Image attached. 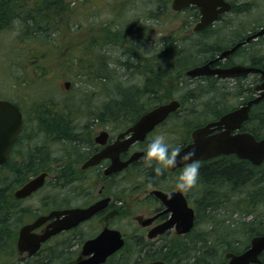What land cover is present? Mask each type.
<instances>
[{
	"label": "flooded vegetation",
	"instance_id": "obj_1",
	"mask_svg": "<svg viewBox=\"0 0 264 264\" xmlns=\"http://www.w3.org/2000/svg\"><path fill=\"white\" fill-rule=\"evenodd\" d=\"M224 2L228 4V12L219 14L215 22L201 31L199 30V32L191 30V33H188L189 36H185L190 43V37L193 34L200 35V33L206 32L211 33L210 37H213L218 30L230 24L226 18L228 15H232L235 10L241 9L243 6L247 8L253 6L252 0H224ZM235 7L240 8L235 9ZM254 22L251 23L252 26H255ZM238 24L240 25V23ZM239 25L236 26L235 43L229 47H221L217 43L209 45L212 50L203 61L209 63L210 69L206 75L196 78L184 76L187 81H191L190 86L193 88L196 86V90L199 92L196 94L197 96L192 95V98L199 96L200 99H187L189 93H186L184 98H164L158 95L159 91L164 88L166 80L168 78L173 79V74L178 73L181 67H177L176 64L167 68H165L166 66L154 65L153 68L164 67L159 72H155L152 67L149 68L148 62L158 61L148 60L147 66L144 64L143 70L134 73L139 74L138 77L143 79L136 85L137 88L140 92L145 90L143 93L150 94V97L142 95L136 100L134 108L126 111L109 108L115 103L121 102V97L109 99V105L105 103L98 113L93 114L92 126L97 128V132L92 134L88 129L77 130V134L75 133L70 140L61 139L64 143L56 150L49 151V146L47 149L30 146L28 136L25 137L32 132L27 129L28 126L32 125L28 121L35 118L33 121L37 122V115L25 114L27 108L13 98L0 97V101L9 102L21 114L20 130L15 138L7 144L8 140L0 136V186L5 184L16 186L11 194H4L8 201L12 199L11 202L7 201L10 211L6 212V219L13 215L16 221H19L21 203L33 200V205L29 206V211L33 213V216L29 221L19 226L0 227V262L33 264L37 260L35 258L37 254H43L42 250L46 248H55L60 241L64 252L60 264H74L77 260L85 258L81 256V251L87 241L95 239L104 229H110L120 232L124 239V246L112 256L110 255L105 264L123 262L122 257L114 259V255L119 254L126 245L128 246L127 254L135 257L126 259L129 264H150L153 262L187 264L188 254L180 252V249L182 251L183 248H188L198 238L200 241L204 240L208 234L209 229L203 232L206 233L205 235L194 233L199 217L212 216L209 215L211 210L232 214L250 211L251 206L244 204L245 194L238 188V185L228 186L226 191L221 192L212 184L204 183L200 179L204 170L210 171L214 168L213 166H218L226 161L231 163L245 162L234 154L217 155L199 160L201 167L198 183L187 194L177 193L174 189L183 165L165 170L164 175L157 178L154 172L146 168L143 163V156L148 143L154 136L162 133L166 136H173L175 138L173 144L182 146V149L193 143L192 133L195 130L210 124V130L204 136L205 138L223 132H227L230 136L248 133L257 140L264 137V121L260 119L264 98L254 102L260 93L261 75L238 74L233 78L218 76L217 70L229 69L236 65L257 67L264 70V67L260 65V55L255 54L258 52V43L264 39V35L248 40L226 58L217 59L220 53L226 50L225 48L229 49L238 43H243L247 37L257 32L254 27V29L251 28L244 32ZM190 43L188 47H190ZM166 44L168 47L156 51L159 60L168 51L167 48L171 47L170 42ZM250 44H253L252 50L249 51L252 56L248 57L247 60L242 59V57L239 59V51L245 46H250ZM215 48H220L217 53L213 52ZM129 68L135 71V67ZM149 69H152L154 73H149ZM186 71L187 69L183 71L184 75ZM152 75L158 79L157 85L147 88ZM203 96L205 98H202ZM199 100L205 101L200 112L194 108ZM171 103H175V107L173 106L172 110L151 128L132 130L140 118ZM104 106H107L108 110L104 109ZM33 109L35 110V108ZM202 115H205L204 119L201 118ZM45 119L47 120V116ZM220 119H222L221 125L217 126L215 123ZM184 125L190 129L184 136L185 140L180 142L182 135L180 126ZM48 136L50 135L48 134ZM35 160L37 161L36 167L33 166ZM91 160L94 161L93 164L88 165ZM246 162L250 164L249 161ZM20 165L24 168L26 175L23 173L24 171H21ZM32 170L36 172H31ZM38 175H42L43 182L37 190L26 198L14 197L13 194L16 190ZM169 193H172L171 199H169ZM97 203L100 204L98 211L75 226L47 238L41 243L39 251L34 256L27 257L18 252L16 245L22 226L32 224L38 218L48 216L53 212L87 209ZM230 205L233 208H229ZM191 212L194 219L193 226L189 231L180 234V228L173 218L180 220L182 217L189 216ZM52 216L51 219L40 221L41 223L31 230L32 236L48 231L47 227L57 220L54 215ZM62 217L63 214L61 219ZM172 220L173 222H171ZM128 228L130 231L126 232ZM211 243L210 240L209 244H206L207 249L213 245ZM171 249L174 250L173 255L179 253L180 257H172ZM127 254L125 253V257ZM204 254L208 255V251H205ZM225 260L228 262L229 259ZM201 261L206 262L205 259ZM188 264L197 263L193 259Z\"/></svg>",
	"mask_w": 264,
	"mask_h": 264
},
{
	"label": "rangeland",
	"instance_id": "obj_2",
	"mask_svg": "<svg viewBox=\"0 0 264 264\" xmlns=\"http://www.w3.org/2000/svg\"><path fill=\"white\" fill-rule=\"evenodd\" d=\"M117 1H122V0H87V1L82 0V2L80 3L75 2L74 4L77 8V11L79 10V12L76 11L77 16L75 17V19L79 20L81 18L80 22L82 24V27L83 28L87 27L86 29L92 28L94 25H98V23L99 24L110 23L111 25H114L117 22H123L122 28L124 29H123L122 40L124 41V44L114 45L110 47V50L113 51L112 62L114 63V60L117 61L116 59H119L120 62L124 61V56L122 55L123 51L121 48L123 46L124 47L123 49H127V50L129 49L128 51L131 55L132 54L141 55L142 59L141 61L138 62V64L136 65L132 64V59L131 58L129 59V57H128L129 60H127L126 64L124 65H117L115 63L113 65L111 63V65L109 66L112 69V79L110 83L107 85V87L106 85L102 86L101 83L94 86L93 84L88 82H80L79 80H76L75 77L73 76L69 77L67 67H64L65 61L61 60L58 54H49V55L46 54L40 56V59H42L41 60L42 67L44 69L45 68L47 69V73H45L43 77L41 76L43 73L42 74L40 73V71L42 70L41 68L29 66L30 61L26 64L25 59L22 58L18 50L16 51V48L14 49L12 48L14 42L19 43V41H17L16 38L18 35L16 27L15 26L14 27L10 26L7 28L1 27L0 29V97L16 99V101L20 102L23 106L27 108L25 111L28 115L35 114L36 112L33 109L34 106H31V104L34 102L37 103V105L39 106L38 109L40 111H43V113L47 115H49L50 110L53 108H57V109L62 108L61 111L63 112L65 111V115L67 116V118L69 117L71 118L70 120L72 122L70 124L72 126H78L77 128H74V131L71 129L69 135L73 136L75 135V133L77 134V130H85L87 128L88 129L91 128L89 131L93 134L97 132V128L92 126L93 125L92 119L94 117L93 114L98 113L99 109L103 108V105L105 103H109L108 101L109 99L119 98L122 95L120 94L122 90H132V89L134 90V88H137L136 85L142 82L143 79L141 77H138L139 74L137 73L135 74L134 72H140L141 70H143L144 68H142V66L144 67L143 64L147 63L146 61L148 60L150 61L159 60V57L156 56V51H158V49L161 48L162 46H164L165 48L168 47V44H164L165 40L167 41L171 40L169 45L173 48V51H171V53L170 52L168 53L170 54V57H167L169 59L166 60L167 62H165L163 66H166L165 68L171 67V65L175 63L174 61L179 60V62L177 63V67H178L182 62V59H177L174 57V55L179 54L178 56L180 57L181 54H183L188 48L187 45L190 43L189 39H185L182 36L183 35L184 37L189 36L193 28V25L198 18L194 14L193 10L188 9L187 11L183 10L181 12L174 13L170 9V2L172 0H168L167 12L162 13L163 14L162 15L160 13L154 12L156 11L155 9L160 7V5L162 6V3L158 2L157 0H129L130 2L128 4L125 3L124 6L121 3H118ZM111 2L114 5L118 4L119 6L124 7L125 10L122 13H119L117 11L119 7L116 6L115 8H111L110 6L112 5ZM114 2L117 4H115ZM252 2H253V6L251 8H247L246 6H243L241 9L235 10L234 13H232V15H228L226 18L228 19L230 24L224 27L223 29L218 30L213 35V37H210V35H212L211 33H206V32L200 35H193L192 37H190V40L192 41L190 43L191 51L187 50V52L191 60L187 61V63L191 62L192 64L181 67L178 73L173 74L174 77L173 79L168 78L166 80V83L164 84V88L161 91H159L158 95L164 98H173V97H183L186 93H189L190 95L189 94L187 95V99L188 98L200 99L199 96L196 98H192V95H196L199 92L198 90H196V86L194 88L190 86L191 81H187L186 80L187 78H184L185 75L183 74V71L197 65L200 61L205 60L207 58L208 53L212 50V48L209 46L210 44L217 43L221 47H229L230 45L235 43L236 42L235 33L237 31L236 26L239 25L238 23H240L239 27H242L244 32H247L249 29L253 27L256 28V30L258 28L260 29V27H263L264 0H252ZM238 8L240 7H235V9ZM72 16L74 19V14ZM113 18H115V22L108 21ZM252 22H254L255 26L251 25ZM126 23H128V25H126ZM0 26H1V22H0ZM132 28H134L135 30H132ZM74 30H76V28L74 29V27L71 30L66 28L64 33L59 35V38L60 37L63 38L62 42H66L68 40L74 39V34L72 33ZM50 40H51V35L49 41ZM252 45L253 44H250V46H245L244 48H242L238 53V58L240 59V57H242V59L247 60L248 57L252 56V54L249 52L250 50H252ZM258 45H259L258 52L255 54L260 55V59H261L260 62L264 63V39H261ZM219 49L215 48L213 49V52L217 53ZM168 54L166 56H168ZM135 63L137 62L135 61ZM151 63H157V62H151ZM31 65L33 64L31 63ZM133 66L135 67V71L129 68ZM162 68L156 67L153 69L155 70V72H159L160 70H162ZM38 74L40 75L38 76ZM66 81L71 83L74 82L72 83L73 87L69 86V88L65 90L64 82ZM40 82L41 83L48 82L49 84L40 85L38 84ZM105 87L108 89V92L104 91ZM41 89H43L42 92L40 91ZM143 95L146 94L143 93ZM146 96L150 97L151 95H146ZM202 98H205V96H203ZM204 103L205 101L201 102V100H199L197 102V105L194 106V108L198 112H200V108L203 109L201 106ZM73 110L74 111L77 110V114H78L77 117L73 116L74 113ZM201 118L204 119L205 115H202ZM33 119H30L28 121L32 125L28 126L27 128L32 132L28 135H25V137L28 136L27 139L29 141L30 146H39L46 149L49 146V151H50V150H56L57 148L63 145L64 141H61L60 139H56V137L52 134L48 136V133H45V131H41L40 125L37 122H34ZM180 127L182 131V135L180 136V142H181L185 140L184 136L187 134V131L190 128H187L186 125ZM167 137L169 138V143L173 144L175 138L173 136H167ZM5 187L7 189L8 188L12 189V191L8 193H12L13 190L16 188V186L7 184L4 186H0V189ZM31 205H33V200H28L21 203L20 205L21 211H24L22 223L27 222L29 219L32 218L33 213L29 211L30 210L29 206L31 207ZM217 213L216 211L215 213L210 212L209 215L215 216L216 220H220V221L225 220L226 225L223 229L222 228L219 229L215 227L213 237H217L219 239L221 238V242L224 240L231 241L238 249L244 248L245 245L247 246L249 244L250 236H247L243 232L244 228H242L240 224L237 225V223H241L244 220L248 221L249 218L248 217L243 218L244 216L243 213H239V212L232 214V213H225L223 211L222 212L217 211ZM204 219L205 217H199V225L196 227L194 231L196 235H205L206 233L203 232L209 229V227L204 224L203 222ZM263 219L264 217H262V221ZM130 226L134 227L132 224H130ZM129 231L130 229L128 228L126 232ZM224 232H228L229 234L224 235L223 237ZM233 233H238V234H233ZM209 250L211 249L204 250V252L208 251V255H210L211 251L209 252ZM224 254L225 251L219 249L218 251H216L215 253L216 256L214 258L205 259L207 256L203 254L200 255L198 259L206 260V262H202V264H206V263L224 264L225 263ZM40 261H41L40 258H37L35 263H39ZM0 264H11V262H0Z\"/></svg>",
	"mask_w": 264,
	"mask_h": 264
},
{
	"label": "trees",
	"instance_id": "obj_3",
	"mask_svg": "<svg viewBox=\"0 0 264 264\" xmlns=\"http://www.w3.org/2000/svg\"><path fill=\"white\" fill-rule=\"evenodd\" d=\"M157 1L161 2L162 6L160 5V7L155 9L156 11L154 12L160 14L167 12L168 0ZM75 2L80 3L82 2V0H0V29L1 27H16L18 34L16 38L20 43L14 42L12 48H16V51L18 50L22 58L25 59L26 64L30 61L29 66L41 68L42 70L40 71V73H43L41 76L44 77V74L47 73V69H44L42 67V59H40V56L46 54H58L59 58L65 61L64 67H67L69 77L73 76L80 82H88L93 84L94 86L101 83L102 86L106 85L107 87L112 79V69L109 67L111 63L113 65L114 63L117 65H124L126 61L131 58L132 64L135 65L138 64L139 61H141V55H131L128 51L129 49H123L124 47L122 46V55L124 56L125 62H120L119 59H116L117 61L114 60L113 63V51L110 50V47L114 45L124 44V41L122 40L124 29L122 28L123 22H117L114 25H111L110 23H98V25H94L92 28H83L80 22L81 18L79 20L75 19V17L77 16V12H79V10L77 11V8L74 4ZM117 2L121 3L124 6L125 3L128 4L130 1L122 0ZM110 6L111 8H115L116 6H118L119 8L117 11L119 13H122L125 10L124 7H121L118 4L114 5L112 3V5ZM73 14L74 19L72 16ZM194 14H196V12H194ZM108 21L115 22V18ZM127 24L128 23H126V25ZM73 27L74 29L76 28V30L72 32L74 34V39L62 42L63 38H59V35L63 34L66 28L71 30ZM132 30L135 29L132 28ZM50 35L51 40L49 41ZM170 41L171 40H165L164 44ZM46 45L47 47H45ZM162 49H165V47L162 46L159 50ZM171 49L172 47L167 48L168 51H171ZM187 50L191 51L190 47H188L180 57L174 55L175 58L182 59V62L179 65L180 67L187 66L191 63H187V61L191 60L190 56H188ZM167 52L165 53L164 57H160V60H158L157 63L148 62V64L150 65L149 68L154 65L163 66L165 62H167L166 60L169 59L167 57H170V54H168L169 52ZM167 54L168 56H166ZM135 61L137 63H135ZM176 62L178 63L179 60ZM176 62L174 64L177 65ZM31 63L33 65H31ZM260 65L264 67V63L260 62ZM148 72L154 73L152 69H149ZM39 75L40 74H38V76ZM157 82L158 79L154 77V75H152V78L148 82L146 87L152 88L157 85ZM38 84L43 85L48 84V82H40ZM106 87V90H104L108 92V89ZM134 90L137 91L134 92L133 90H122L120 92V94H122L120 96L122 98V101L115 103L112 107L109 108H111L112 110L119 109L118 111H126L134 108L136 100L143 95V92L141 93L138 88H134ZM18 103L21 104L20 102ZM31 106H34L35 108V114L37 115L36 121L40 125L41 131H45V133L48 132L49 135L52 134L56 137V139L60 140H70L72 138V135H69V132L71 131V129L74 131V128H77L78 126H72L70 124L72 122L70 120L71 118H67V116L65 115V111L63 112L61 111V109L53 108L50 110L49 115H47L43 113V111H40L38 109L37 103L34 102L31 104ZM261 106L262 110L260 119L261 121H264V100ZM107 108V106H104V109L108 110ZM25 114H27L26 111ZM45 116H47V120L45 119ZM73 116H78L77 110L74 111ZM36 164L37 161L35 160V163L33 165L35 166ZM213 167L214 168H212L210 171L204 170V173L200 175V179L204 183L212 184L221 192L226 191L228 186L234 187L235 185H238V188L246 195L244 204L250 205L251 210H246V212L243 213V218L248 217L249 220H244L241 223H237V225L240 224L241 227L244 228L243 232L247 236H250V238L252 236H258L264 233V219L262 221V217H264V163L259 167H255L247 162L231 163L229 161H226L223 164ZM23 169L24 168L21 167V171H24ZM34 171L35 170H32V172ZM10 191L12 190L10 188L7 189L6 187L0 189V227L7 225L9 227L13 225L19 226L23 221L24 211L21 210L19 221H16V218L13 215H10V217L6 219V212L8 213L10 211L8 202H11L12 199L8 201L5 198L4 194ZM231 207L233 208L232 205H230L229 208ZM197 222L198 226L199 219H197ZM203 222L206 226L209 227L207 237L202 241H200V239L198 238L196 241H193V244L188 248H183L182 251L180 249V252H186V254H188V263L194 259L197 264H202L201 259H198V257L204 254V250L208 248V246L206 247V244H209L210 240L213 243V245L210 247L211 250H209L211 251V253L210 255H206L207 257L205 259L214 258L216 256V251H218L219 249H222L225 252H240L245 249L246 245L244 248L238 249L235 247L234 243L228 240H224L221 242V238L219 239L217 237H213L214 228L217 227L219 229H223L226 225L225 220H216L215 216H212L205 217ZM227 234L229 233L224 232L223 237ZM59 242L58 246H56L55 248H46L42 250L43 254H37L35 258H40L41 261L39 263L33 264H60V260L64 252L61 248V243ZM127 251L128 246L126 245L119 254L114 255V259H118L119 256L122 257V259H124L123 262H111L108 264H129V262H126V259L134 257H132L130 254H127ZM173 251L174 250L171 249L172 257H180L179 253L173 255ZM125 253L127 254L126 257ZM259 260V264H264V251L259 256Z\"/></svg>",
	"mask_w": 264,
	"mask_h": 264
},
{
	"label": "water",
	"instance_id": "obj_4",
	"mask_svg": "<svg viewBox=\"0 0 264 264\" xmlns=\"http://www.w3.org/2000/svg\"><path fill=\"white\" fill-rule=\"evenodd\" d=\"M194 6L198 8L200 19L199 23L195 27V30L205 28L208 24L215 19L218 13L228 10V5L224 3L223 0H172L170 8L172 11L177 12L186 7ZM264 34V29H261L254 37ZM249 40V38L247 39ZM236 45L229 51H225L220 55L221 57L227 56L236 47ZM208 71V65H203L201 67L194 68L187 71V75L191 77L206 75ZM257 72L254 68L236 67L226 71H220V76H235L236 74H244L248 72ZM65 88L69 87V83H64ZM261 96H264L262 94ZM256 102V101H255ZM175 103H171L160 107L159 109L150 112L149 114L143 116L137 124L134 126L133 130L151 128L154 124L158 123L166 114L172 110ZM21 116L18 109L6 101H0V136L6 138L7 144H9L16 136L20 129ZM219 125V123H218ZM209 126L195 130L192 133L193 143L188 145L182 150L195 151L196 160H203L213 156L221 154L235 153L240 158L250 160L254 165H259L264 160V138L256 141L249 134H241L236 136H230L228 133L223 132L218 135L205 138L204 136L209 131ZM7 146V145H6ZM6 151V150H5ZM93 164L90 161L88 165ZM182 165L178 164L177 166ZM41 183V177H38L15 193V196L25 197L34 191ZM100 209L99 205H93L87 209H74L68 212L57 213L58 217L61 214L66 213L67 217L62 220H56L50 225L42 235H33L30 233L31 230L40 221L47 220L51 216L39 218L31 225H26L21 228L20 236L17 242V248L20 252L27 251L28 255L34 254L40 247V243L44 242L48 237L54 235L62 230H66L82 220L87 219L97 210ZM174 222H177V226L180 227V233L187 232L190 230L193 224L192 212L190 216L182 217L180 220L173 218ZM173 220L171 222H173ZM170 226V225H169ZM123 245V240L119 232L114 230L104 229L95 239L87 241L82 248L81 255L88 256L85 259H79L75 264H102L108 256L113 254ZM264 251V234L253 237L250 240L249 247L241 254H226L229 259L226 264H259V255ZM152 264H161L155 262Z\"/></svg>",
	"mask_w": 264,
	"mask_h": 264
},
{
	"label": "clouds",
	"instance_id": "obj_5",
	"mask_svg": "<svg viewBox=\"0 0 264 264\" xmlns=\"http://www.w3.org/2000/svg\"><path fill=\"white\" fill-rule=\"evenodd\" d=\"M182 153V146L169 143L165 134H158L152 138L146 147L143 163L146 168L154 172L155 177L164 175L165 170H171L182 164V171L175 182V192L187 194L196 187L199 180L201 162L194 159L195 151ZM172 193H169L171 199Z\"/></svg>",
	"mask_w": 264,
	"mask_h": 264
},
{
	"label": "bare ground",
	"instance_id": "obj_6",
	"mask_svg": "<svg viewBox=\"0 0 264 264\" xmlns=\"http://www.w3.org/2000/svg\"><path fill=\"white\" fill-rule=\"evenodd\" d=\"M71 1V0H70ZM69 2V1H68ZM41 5V4H40ZM73 5V4H72ZM245 5V4H244ZM239 10V9H238ZM250 10V9H249ZM38 11V10H37ZM262 11V10H261ZM147 12V11H146ZM236 13V12H235ZM263 14V13H262ZM144 15V14H143ZM163 15V14H162ZM255 15H256V13H255ZM147 16V15H146ZM249 16V15H248ZM142 17V16H141ZM151 17V16H150ZM154 17V16H153ZM160 18V17H159ZM53 21V20H52ZM51 21V22H52ZM60 21V20H59ZM119 21V20H118ZM259 21V20H258ZM128 25V24H127ZM52 26V25H51ZM136 26V25H135ZM257 26V25H256ZM220 28V27H219ZM254 29V28H253ZM258 30V29H257ZM181 31V30H180ZM183 31V30H182ZM201 31V30H200ZM27 32V31H26ZM199 32V31H198ZM201 34V33H200ZM25 35V34H24ZM194 35V34H193ZM184 36V35H183ZM23 37V36H22ZM202 38V37H201ZM200 38V39H201ZM197 39V38H196ZM198 41V40H197ZM202 41V40H201ZM20 43V42H19ZM44 43V42H43ZM42 43V44H43ZM194 43V42H193ZM22 44V43H21ZM162 45V44H161ZM196 45V44H195ZM45 47H47V45L45 46ZM185 48V47H184ZM173 49V48H172ZM196 49V48H195ZM172 51V50H171ZM171 51H170V53H171ZM196 51V50H195ZM166 52V51H165ZM152 53V52H151ZM168 53V52H167ZM175 54V53H174ZM154 57V56H153ZM152 57V58H153ZM156 57V56H155ZM135 60V59H134ZM150 61V60H149ZM20 62V61H19ZM147 62V61H146ZM174 62H176V61H174ZM220 62V61H219ZM11 63V62H10ZM13 63V62H12ZM177 63V62H176ZM126 64V63H125ZM143 64V63H142ZM19 65V64H18ZM136 65V64H135ZM144 65V64H143ZM145 65L147 66V64L145 63ZM144 65V66H145ZM26 66V65H25ZM132 66V65H131ZM138 66V65H137ZM136 66V67H137ZM150 66V65H149ZM215 66V65H214ZM134 67V66H133ZM141 67V66H140ZM142 68H143V66H142ZM147 68V67H146ZM128 70V69H127ZM129 74V73H128ZM92 75V74H91ZM96 77V76H95ZM93 78V77H92ZM82 79V78H81ZM86 81V80H85ZM95 81V80H94ZM101 81V80H100ZM199 83V82H198ZM49 84V83H48ZM41 85V84H40ZM182 86H183V84H182ZM212 86V85H211ZM73 87V86H72ZM180 87V86H179ZM43 88V87H42ZM48 88H49V86H48ZM54 88V87H53ZM115 88V87H114ZM175 89V88H174ZM190 89V88H189ZM34 90V89H33ZM42 90L43 89H41L40 91L42 92ZM53 90H55V89H53ZM74 90V89H73ZM85 90V89H84ZM106 90V89H105ZM104 90V91H105ZM31 91V90H30ZM90 91V90H89ZM192 91V90H191ZM34 92V91H33ZM54 92V91H53ZM65 92V91H64ZM63 92V93H64ZM144 92V91H143ZM156 92V91H155ZM154 92V93H155ZM175 92V91H174ZM187 92V91H186ZM21 93V92H20ZM76 94V93H75ZM82 94V93H81ZM111 94H113V93H111ZM177 94V93H176ZM183 94V93H182ZM36 95V94H35ZM90 95H92V94H90ZM34 96V95H33ZM146 96V95H145ZM153 96V95H152ZM21 97V96H20ZM24 97H25V95H24ZM190 97V96H189ZM35 98V97H34ZM154 98V97H153ZM21 99V98H20ZM28 99H30V98H28ZM146 99V98H145ZM152 99V98H151ZM16 100V99H15ZM22 100V99H21ZM33 100V99H32ZM106 100V99H105ZM154 100V99H153ZM65 101V100H64ZM32 102V101H31ZM38 102V101H37ZM191 102V101H190ZM236 102V101H235ZM23 103H25V102H23ZM114 103V102H113ZM71 104V103H70ZM110 103H108V105H109ZM107 105V104H106ZM116 106V105H115ZM25 107V106H24ZM30 107V106H29ZM36 107V106H35ZM39 107V106H38ZM112 107V106H111ZM67 108V107H66ZM37 109V108H36ZM62 109V108H61ZM31 110V109H30ZM68 110V109H67ZM141 110V109H140ZM34 111V110H33ZM58 113V112H57ZM35 115V114H34ZM66 121V120H65ZM68 122V121H67ZM91 126V125H90ZM89 126V127H90ZM92 127V126H91ZM51 129V128H50ZM88 129V128H87ZM91 129V128H90ZM90 129H88V130H90ZM30 137V136H29ZM73 137V136H72ZM31 138V137H30ZM51 139V138H50ZM74 139V138H73ZM82 142V141H81ZM89 144V143H88ZM74 145H75V143H74ZM80 147H82V146H80ZM35 154V153H34ZM37 154V153H36ZM72 154V153H71ZM27 161V160H26ZM58 161V160H57ZM24 163V162H23ZM53 163V162H52ZM32 164V163H31ZM34 164V163H33ZM21 166V165H20ZM34 166V165H33ZM42 166V165H41ZM31 167V166H30ZM36 167V166H35ZM26 169V168H25ZM50 169V168H49ZM48 169V170H49ZM43 170V169H42ZM30 171V170H29ZM28 172V171H27ZM32 172V171H31ZM36 172V171H35ZM43 172V171H42ZM53 172H54V170H53ZM25 175H26V173L25 172H23ZM28 174V173H27ZM30 175V174H29ZM22 178V177H21ZM6 185V184H5ZM9 189V188H8ZM12 190V189H11ZM215 192H216V190H215ZM209 195H211V194H209ZM230 195H231V193H230ZM238 195V194H237ZM230 197V196H229ZM224 198V197H223ZM206 199V198H205ZM207 199H210V198H207ZM227 199V198H226ZM200 200V199H199ZM221 200V199H220ZM205 201V200H204ZM211 202V201H210ZM227 202V201H226ZM202 204V203H201ZM215 205V204H214ZM202 206V205H201ZM217 206H218V204H217ZM203 207H204V205H203ZM212 207V206H211ZM216 207V206H215ZM211 211H213V210H211ZM210 211V212H211ZM209 212V211H208ZM214 213H215V211H213ZM217 213V212H216ZM218 214V213H217ZM221 224V223H220ZM239 229V228H238ZM237 230V229H236ZM214 231V230H213ZM232 232V231H231ZM235 236V235H234ZM213 239V238H212ZM215 240H216V238H215ZM219 242V241H218ZM212 244V243H211ZM4 247V246H3ZM3 252V251H2ZM134 256V255H133ZM120 257V256H119ZM135 258V257H134ZM129 259V258H128Z\"/></svg>",
	"mask_w": 264,
	"mask_h": 264
}]
</instances>
